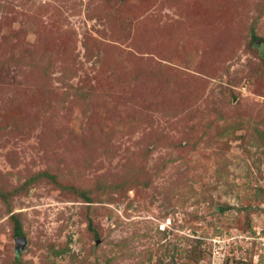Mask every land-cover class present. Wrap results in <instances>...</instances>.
I'll return each instance as SVG.
<instances>
[{"label":"rangeland","instance_id":"1","mask_svg":"<svg viewBox=\"0 0 264 264\" xmlns=\"http://www.w3.org/2000/svg\"><path fill=\"white\" fill-rule=\"evenodd\" d=\"M197 240L264 264V0H0V264Z\"/></svg>","mask_w":264,"mask_h":264},{"label":"trees","instance_id":"2","mask_svg":"<svg viewBox=\"0 0 264 264\" xmlns=\"http://www.w3.org/2000/svg\"><path fill=\"white\" fill-rule=\"evenodd\" d=\"M23 234H24L23 231L17 230V235L18 236H22ZM201 243H203L201 240H197V244H196V248L195 249H193L192 251H182L183 256L188 258L187 261H186V264H190V261L194 257H196L197 255H198V258L196 259V262H199L201 260V258H203V256H204L203 252L197 251L199 249V247L202 245ZM194 254H197V255L193 256Z\"/></svg>","mask_w":264,"mask_h":264},{"label":"water","instance_id":"3","mask_svg":"<svg viewBox=\"0 0 264 264\" xmlns=\"http://www.w3.org/2000/svg\"><path fill=\"white\" fill-rule=\"evenodd\" d=\"M23 241H24V238H20V239L17 240V242H20V243L23 242Z\"/></svg>","mask_w":264,"mask_h":264}]
</instances>
